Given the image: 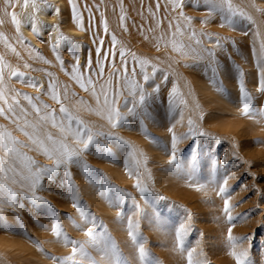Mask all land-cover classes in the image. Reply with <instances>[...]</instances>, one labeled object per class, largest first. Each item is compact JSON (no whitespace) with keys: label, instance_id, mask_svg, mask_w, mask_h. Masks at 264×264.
Here are the masks:
<instances>
[{"label":"rangeland","instance_id":"obj_1","mask_svg":"<svg viewBox=\"0 0 264 264\" xmlns=\"http://www.w3.org/2000/svg\"><path fill=\"white\" fill-rule=\"evenodd\" d=\"M18 1L13 0L10 8L0 0V20H3L0 32L5 34L7 43L19 56L6 48L2 40L0 55L12 69L21 73L13 77L9 68L4 69L5 83L11 90L6 92L8 104L15 106L13 98L19 100L17 113L20 107L26 108L27 119L35 120L24 95L38 97L33 103L41 106L39 100L43 94L31 86L36 82L27 76V72L42 73L55 85L65 106L87 122L93 131L110 133L128 144L97 137L110 151L102 149L98 152L92 147L82 153L83 161L91 169L98 170L94 174L88 176L81 167L72 165L70 185L66 170L61 168L52 174L51 180L45 177L42 188L37 190V195L47 203L34 204L20 198V207L3 205L7 223L0 221V264H60L72 255V248H79L80 244L96 264H110L111 250L104 247V241L113 242L127 264H188L190 250H194V261L236 264L230 255L233 242L229 240V228L232 237L236 238L235 250L247 252L246 264H264V115H261L264 113V92L259 90L264 68V50L261 48L264 44V12L257 11L264 7L256 6L253 0H233L234 5L251 16V21L237 16L234 25L229 26L220 14L214 13L211 23L206 26L207 6L194 4L191 0H182L177 13L170 10L171 0H78L81 12L89 14L102 33L105 57L110 56L113 61L110 74L114 73L111 77L117 78L122 98L130 96L124 82L125 75L130 78L126 67L128 54L124 51V56L120 55V50H124L123 41L138 58L151 60L158 69L155 78L151 79L159 85L158 93L145 86L143 76L136 75L146 92L152 93L148 115L143 109H138L136 117L123 111L128 126L112 128L106 120L77 105L76 98L68 92L71 80L63 73H57L59 66L66 69V63L77 64L74 48H62L60 53L47 51L49 55L42 53L39 46L37 50L29 46L23 35L17 33L10 14L17 13ZM6 7L8 14H5ZM132 9L135 14L131 15ZM115 10H119L118 13ZM184 12L185 15L181 14ZM124 13L131 15L130 25L142 26L154 15L159 17L161 25L158 24L156 33L149 31L136 41L137 45L128 28L124 30L120 24V16ZM202 34L211 38L215 35L211 44L201 40ZM188 36L193 38L192 44L182 41ZM197 40L199 44H195ZM173 42L187 47L174 51ZM206 49L214 52V56ZM57 53L63 65L59 64ZM78 67L80 74L84 73L81 66ZM91 67L92 64H88L87 73ZM162 70L167 79L164 74L157 80ZM241 79L255 114L244 115L242 112ZM174 86L175 93L172 92ZM221 86L224 91L219 90ZM65 87L67 99H63ZM17 92L20 95H16ZM7 106L0 101V107L7 109ZM59 116L63 117V114ZM190 118L193 121L191 132ZM141 119L146 132L141 127ZM0 125L19 139L20 131L12 120L0 116ZM169 128L173 131L169 132ZM49 130L59 136L58 129L49 125ZM173 132L177 137L175 149ZM25 143L30 145V142ZM23 151L40 165L54 163L44 159L38 151L27 148ZM130 151H134V156L129 155ZM173 152L175 163H170ZM136 160L140 162L139 167ZM138 179L147 189L143 193L135 187ZM12 187L21 191L18 185ZM221 187L225 189L223 193ZM225 200L229 205L227 214ZM129 218L133 222L139 221L135 231L148 253L144 260L140 259L137 244L128 235ZM56 223L61 228L59 237L52 231ZM181 226L185 230L182 240L178 241L176 232ZM89 228L99 234L101 243L97 247H93L85 235ZM73 241L75 245L71 243ZM74 259L81 261L79 254ZM65 264H72V261ZM82 264L88 262L84 260Z\"/></svg>","mask_w":264,"mask_h":264},{"label":"snow or ice","instance_id":"obj_2","mask_svg":"<svg viewBox=\"0 0 264 264\" xmlns=\"http://www.w3.org/2000/svg\"><path fill=\"white\" fill-rule=\"evenodd\" d=\"M71 2V0H70ZM174 7L180 6V0H172ZM6 6H10L13 3V0H4ZM29 0H24V6L27 7ZM204 4L208 8L209 15L218 13L221 16L222 21L226 20L229 26H233L235 22V17L239 16L244 19L252 20L251 16L243 11L241 8L233 4V0H204ZM32 6L35 11H39V8L35 4V0H32ZM255 6V5H253ZM58 11V10H57ZM257 11L264 12V9L257 8ZM73 12L75 13V5H73ZM5 14H8L7 7L5 8ZM183 14V13H181ZM11 22L16 26L17 32H19V24L20 21L17 19V14L12 12L11 14ZM124 17L121 16V20ZM189 20L191 18H188ZM254 22V21H253ZM3 23V20H0V24ZM223 26V24L221 25ZM32 28L36 30V24H32ZM107 30V27H105ZM177 30L179 27L177 26ZM193 37H195V32L192 33ZM147 38V37H146ZM0 40L5 41V47L10 49L11 52L15 53L19 56V53H16L14 47L11 44L7 43V37L4 33L0 32ZM113 41L115 42V37L113 36ZM200 43L199 40L196 41ZM217 45L219 46V40H217ZM174 51H181L184 47L183 45H177L175 42L172 44ZM262 50H264V44L261 45ZM99 49L97 52L99 53ZM194 51V50H193ZM210 56H214V52L211 50H207ZM183 55H187V53H182ZM121 57L124 56V50H120ZM137 60L141 67V74L143 76V80L147 83L150 79L155 78V74L158 71L156 65L152 66V75L146 71V67L150 64V61L143 58L133 57ZM43 59V57H41ZM57 59L60 60V57L57 56ZM47 62V61H45ZM61 65H63V61L60 60ZM99 64L100 61H97ZM122 60V64H123ZM79 60L77 58V64L73 66V79L80 85L82 89L85 91H89V87L91 86V95L95 99V107L86 104L83 100L78 101L80 106H83L87 111L105 119L107 123L112 127H127V115L136 117L139 115L138 109H143L144 114L147 113L148 102L152 98V93L146 92L144 85L135 81L134 79H130L127 75L124 76L125 85L128 87L129 95L132 96V99L129 101L125 99L123 105L119 104L118 95L112 90V79L111 76L114 73L110 74L109 79L105 81L104 84L100 85V90L97 92L96 87L92 79L89 77L88 80H85L81 77L79 71ZM91 62L89 61V66ZM26 67L28 65H25ZM10 69V76H18L21 75L17 70L12 69L9 64L5 62L4 56L0 55V101H3L4 104H7V109L4 107H0V116L5 117V119L12 120L13 124H15L16 129L19 130L27 137L30 142L26 144L24 141L19 140L16 136L12 134L5 126L0 125V221L6 222V218L3 215V205L7 204L9 207L16 208L20 207L21 202L20 198H26L32 203L43 202V198L37 195V190L42 188V181L45 177L48 179L53 178V173L57 172L59 169L64 168L66 170V176L68 177L69 184L71 185V171L70 167L72 165L81 167L84 173L88 176L94 174L95 171L91 167L83 161L82 153L88 151L90 148L95 147V149L99 152L102 149L105 151H110L106 148L105 145L101 144V142L97 139V137H104L105 139L115 140L120 144H128L127 141L122 140V138L118 136H113L110 133H104L102 131H93V128L81 119L77 114L73 113L68 107L65 106L61 95L57 91L55 85L50 82L49 88L51 89V98L56 101L57 104L60 105L59 112L63 114V117L58 121L57 113L55 109L48 110L49 106L43 104L38 106L36 103H33V100H38V97H31L28 95H24V99L28 101V104L31 106L36 119L29 120L27 119L29 113L26 108L20 107L19 113H17L16 106H19V100L14 99V104H8V99L6 96V92L11 91L8 89L5 83V73L4 69ZM126 71V68H125ZM215 72V69H213ZM104 69L100 67L98 75H103ZM135 70L133 69L132 76H135ZM51 76L52 74L49 73ZM243 73L241 72V77ZM164 79H167V75L165 74ZM35 87L36 85H31ZM220 91H224L221 86ZM261 92H264V68L261 70V79H260V88ZM159 92V85H155L153 88V93ZM172 92H176L175 86L172 89ZM240 92L243 101L242 112L244 115L255 114L254 110L251 108V100L249 94L245 90L243 79L240 80ZM111 93V95H110ZM16 95H20L18 92ZM74 95V94H73ZM68 93L67 88L65 87L63 93V99H67ZM131 105V106H129ZM121 107L127 109V115L121 112ZM264 115V113H261ZM142 129L146 132V128L143 127V120L140 121ZM189 124V132L192 131L193 121L191 118L188 120ZM49 125L51 128L58 129L59 136L54 135L49 130ZM173 129L169 128V132H172ZM203 134V133H200ZM177 137L173 132V149H175ZM27 148L29 151H38L42 155L46 156L48 159L53 160V165H40L37 160L33 157L29 156L27 152L23 151V149ZM131 149L132 146L129 145ZM130 156H134V151L129 152ZM170 163H175V153L173 152L172 160ZM137 167H139L140 162L138 160L135 161ZM127 166V165H126ZM179 167V165H176ZM226 183V181H225ZM12 185H18L21 189L20 192H17L13 189ZM137 189L141 193L145 192L147 189L142 186L141 181L138 179L137 184L135 185ZM225 189L223 187L220 188V192L223 193ZM75 200L76 197L73 196ZM78 206V205H74ZM224 211L227 214L229 212L228 201L225 200ZM231 220V217L229 216ZM139 228V221L133 222L131 218L128 220V235L132 238V240L137 244L138 254L141 260L146 259L148 253L145 250L143 243H141L138 239L137 233L135 229ZM183 226L177 229L176 235L177 240H182V232ZM53 233L59 237L61 235V228L58 223L53 225L52 228ZM229 240L233 242V250L230 255H232L236 264H246L247 252L241 251L237 252L235 250V240L236 238L231 235V228H229ZM85 235L88 237V242L93 246L97 247L101 241L99 239V234L94 233L92 228H89ZM67 240V237H65ZM75 245V242H71ZM104 247L106 249L111 250L110 256V264H127V261L122 260L119 254V250L117 246L111 241H104ZM182 247V244H181ZM193 251H188V264H207V261L193 260ZM79 254L81 257V261H77L74 257ZM52 259L56 260V257H52ZM72 261V264H82V261L86 260L88 264H96L94 259L90 256L88 251L84 248L83 244L79 245V248L74 246L72 248V255L64 258L60 261V264H65L66 261Z\"/></svg>","mask_w":264,"mask_h":264},{"label":"bare ground","instance_id":"obj_3","mask_svg":"<svg viewBox=\"0 0 264 264\" xmlns=\"http://www.w3.org/2000/svg\"><path fill=\"white\" fill-rule=\"evenodd\" d=\"M191 1L194 4L205 5L204 0H191ZM253 1L256 4V6L264 7V0H253ZM80 2H81V0H80ZM138 2H139V0H138ZM181 2H182V0H180V5H181ZM35 4L39 8V11L34 10V8L32 6V0H29L27 7L24 6V0H19L17 2V7H16L17 13L16 14H17V19L20 21L19 35L20 34L23 35L22 37L26 39V42L29 44V46H33L35 49L39 46L42 50V53L43 52L47 53V51L54 53V50H55V52L58 51L60 53V49H62V48L71 47L72 50L74 48L76 51V55L74 54L75 55L74 56V62H77V58H78L79 65L81 66L80 68H82V70L84 72V73H81V77L85 80V82L90 77L95 84L97 92H99L100 85L104 84L105 81H107L109 79V76L111 73L110 70L112 68L113 61H112V57H110V56L105 57V52L103 50L102 33H101V31H99L98 26H96L95 21L92 18H90L89 14H87L86 12H85V14H83L81 12V9H80L81 4L79 3L78 0H71V2H70V0H35ZM73 5H75V13L73 12ZM13 7H14V5H13ZM10 8H11V5H10ZM181 8L182 7H180V10H181ZM129 9H131V8H129ZM178 9H179L178 7H174L173 2L171 0V5H170L171 12L175 11L177 13L179 11ZM204 9H207V8H204ZM116 10H117V8H116ZM133 10L134 9H132V11ZM101 11H103V10L101 9ZM118 11H116V12L118 13ZM104 14H105V12H104ZM108 14H109V12H108ZM132 14H135V12L133 11L131 13V15ZM166 14H170V13L167 12ZM183 14L185 15V12ZM121 16L124 17L123 20H120V22H121L120 24H121L122 28L124 30L128 28L130 37L132 38L133 41H135V43H136V41L141 39L149 31H152L153 34L156 33L158 24L160 23L159 17L154 15L153 18L148 23H145L142 26L141 25H133V24L130 25L128 23L130 20V16L128 14H125V13L122 14ZM121 16H120V19H121ZM183 16H181V17H183ZM213 16H214V14L209 15V13H207L205 15L204 21L207 24L206 26H208V24L211 23L210 20L213 18ZM219 17H221V16H219ZM109 18L111 19V17H109ZM33 23L36 24V30L35 31L32 28ZM185 23H188V22H185ZM168 24H169V22H168ZM160 25H161V23H160ZM181 26H183V25L181 24ZM185 26H183V27H185ZM15 28H16V26H15ZM170 28H171V26H170ZM110 29H111V27H110ZM208 29H210V28H208ZM179 30H180V28H179ZM185 30L186 29H184V31ZM107 31H108V29H107ZM188 33H186V34L190 35ZM183 34H185V33H183ZM183 38H185V37H183ZM186 38L187 39H185V40L182 39V41H185L187 44L193 43L192 37L188 36ZM212 38L206 37V36L204 37V35H203L201 40H203L204 43L211 44L210 42L213 41ZM182 41H180L179 44H181ZM178 42H179V40H178ZM59 44H60V46L62 45L61 48H59ZM183 44L185 45L184 42H183ZM195 44H196V41H195ZM128 45H129V43H128ZM132 46H134V45H132ZM201 46H202V44H201ZM123 47H124L125 53L128 54L127 58L129 59V63H127L126 67H127L128 74L130 75V79H134L135 81L139 82L138 79L136 78V75L142 76L141 67H140V64L137 62V60L133 58L134 56L135 57H137V56L135 55V53L133 51H131V49L126 44H124V41H123ZM185 47H187V45H185ZM97 49L100 50L99 53L97 52ZM190 49H192V47ZM73 53H75V52H73ZM47 54H49V53H47ZM49 55H47V56H49ZM57 55H58V53H57ZM110 55H111V53H110ZM178 55L180 56L181 54H178ZM185 56H187V55H184V57ZM63 57H65V56H63ZM181 57H183V56H181ZM143 59H147V58H143ZM147 60H149V59H147ZM89 61L91 62L92 67L90 68V73H87V66L89 64ZM97 61H100V63L98 64ZM120 61L121 60L118 61L119 64H120ZM149 61H150V64L146 67V71L149 72V75L151 76L152 75V66L151 65H154V62H152L151 60H149ZM59 64H60V62H59ZM121 64H122V62H121ZM100 67H103V69H104L102 76L98 75ZM65 68L66 69H63L62 67L59 66L58 68H56V70H57V73L58 72L63 73L64 76L66 75L67 78H69L71 80L72 84H71V88L68 90V92L70 91L71 97L74 94L73 96L77 100L76 104L79 105L78 101L83 100L84 102H86V104L95 107V99L91 95V86H88L89 91H85L84 89H82L80 87V85L73 79V65L66 63ZM133 69L135 70V73H136L134 77L132 76ZM121 71H122V69H121ZM164 74H165V71L162 70V72L159 74V77H157L158 78L157 80H159L160 77L162 78V76H164ZM27 76H29L31 78V80H34L36 82L35 88H37V90H39L40 93L43 94V98L39 100L40 105H43V104L48 105L49 111L52 109H55V111L57 113V120H58V117H61V116H59L60 115L59 106L56 103V101L51 98V89L49 88V84H50L49 80L42 73L27 72ZM111 79H112V84H113L112 86H115V88H112V90L115 91L116 93H119V95H118L119 104L123 105L125 99H128L130 101L132 99V96H129L126 98H122L120 96L121 93L119 92V89H118L119 83H118L117 78L111 77ZM155 85H156L155 81L151 80V79H150V81H148L145 84V86L148 88L152 87L151 89H153L155 87ZM110 95H111V93H110ZM71 97H69V98H71ZM129 106H131V105H129ZM53 107H55V108H53ZM81 108H83V106ZM120 110H121V112H123V111H126L127 109L121 107ZM88 113H90V112H88ZM97 117L99 119H102L99 116H97ZM103 120H105V119H103ZM19 139L21 141H24V142H29L27 137L24 136V134L22 132H19ZM31 147H33V146H31ZM44 159H48V158L45 156Z\"/></svg>","mask_w":264,"mask_h":264}]
</instances>
